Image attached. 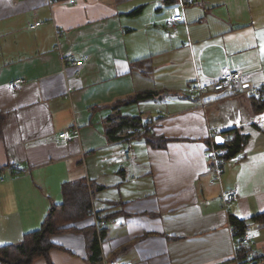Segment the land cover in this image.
<instances>
[{
	"label": "crops",
	"instance_id": "crops-1",
	"mask_svg": "<svg viewBox=\"0 0 264 264\" xmlns=\"http://www.w3.org/2000/svg\"><path fill=\"white\" fill-rule=\"evenodd\" d=\"M177 11L185 20L171 26ZM64 56L89 60L76 75ZM224 66L248 75L238 91L264 85V0H0V245L38 230L65 184L87 181L103 242L88 212L32 264H98L103 251L120 264H236L232 216L252 224L264 256V111L233 90L210 91L204 110L191 92ZM145 92L118 112L151 130L110 139L114 105ZM221 126L248 141L212 186L205 151ZM76 127L73 141L59 136ZM233 189L227 210L219 195Z\"/></svg>",
	"mask_w": 264,
	"mask_h": 264
},
{
	"label": "trees",
	"instance_id": "trees-1",
	"mask_svg": "<svg viewBox=\"0 0 264 264\" xmlns=\"http://www.w3.org/2000/svg\"><path fill=\"white\" fill-rule=\"evenodd\" d=\"M150 96L151 93L149 92L140 93L123 99L114 105V109H117V111L114 113V117L108 118V121L111 123L106 129L110 139H117L118 137L115 135L123 133L124 131L130 132L129 135L133 134L136 129L144 128L148 125L141 117L122 115L118 110L121 105L137 103ZM251 106L256 114L264 111V101L256 100L251 97ZM230 135L232 136L231 139H228L225 144H223L229 151L227 160L242 153L248 141V136L240 133L238 130H231ZM146 136L149 138L148 141L151 144L156 145L154 143L159 142V146H163L162 142L165 140L162 138H157L155 140L150 133L146 134ZM64 196V202L56 204L51 208L42 226L38 230L26 233L20 243L0 245V262L8 264H32L36 257L43 255L47 256L49 250L54 246L53 242L50 240L51 234L73 227V224L68 223L70 218H80L90 212V208H92V195L87 181L65 184ZM231 219L234 226L240 230L249 224L245 220L237 219L235 216H232ZM254 220L264 224V214L255 216ZM104 227L105 224H102V235L105 233ZM98 239L97 234L96 244L99 243ZM254 255L257 261H261L264 264L263 255H259L258 252H254Z\"/></svg>",
	"mask_w": 264,
	"mask_h": 264
},
{
	"label": "built area",
	"instance_id": "built-area-1",
	"mask_svg": "<svg viewBox=\"0 0 264 264\" xmlns=\"http://www.w3.org/2000/svg\"><path fill=\"white\" fill-rule=\"evenodd\" d=\"M185 17L183 12L177 11L175 14L170 16L167 20V23L171 26H174L179 21H184ZM43 22L37 21L33 25H31V28L35 29L38 26H40ZM59 40V37H58ZM65 59H68L72 66L76 68V75H79L81 70V66L86 64L89 60V56H84L82 60L78 59H70L67 58V56H64ZM66 62V61H65ZM248 79V75L244 74L237 70H232L228 68V66H224L222 68V72L218 78H216L211 83H202L200 81L194 82V84L191 87V92H193L196 96H198L200 100V106L204 110L207 109L210 102H208L206 95L210 91L220 92V91H234L235 93H246L250 97L264 101V85L256 86V85H248L244 88L243 91L236 90L237 86L246 82ZM24 83L23 78H16L11 82V88L14 91H18L21 87V85ZM255 121H258L257 118L254 119ZM261 122V121H260ZM246 122L244 121H237L234 120L233 122V128H238L240 126L245 125ZM152 127V123H149L144 128L136 129L133 133L134 136H139L141 134H145L146 132L150 131ZM220 131L215 130L214 133H212L210 136V143L207 145V149L205 151L206 158L210 161V169L212 171V177L210 180V184L212 186L221 185L223 182V174L225 169V163L229 160H227L228 157V148L224 145H219L216 141V136L219 134H222L225 137V142L228 139H231V135L224 130L223 126H221ZM61 138H63L65 141H73L74 139L78 138L80 136V129L78 127L74 128V130L69 131L65 130L59 134ZM85 152H82L84 154ZM133 156V148L130 146L126 152H125V158L130 160ZM233 158V157H232ZM91 191V189H90ZM92 195V193H91ZM239 198V192L237 189L225 191L222 190L219 199L221 202V205L223 208L227 209L229 208L230 204L234 201H236ZM92 199V197H91ZM91 214L94 215L95 218V224L97 228V234L99 241L103 242V235H102V222L96 212V210L93 208L90 209ZM254 228L252 224H247L242 230L236 228L233 226V233H234V244H235V262L236 264H263L261 261H257L254 255V250L251 246V237L252 232ZM98 264H120L118 260L110 258L104 251L102 253L101 259L99 260ZM220 264V263H218Z\"/></svg>",
	"mask_w": 264,
	"mask_h": 264
},
{
	"label": "water",
	"instance_id": "water-1",
	"mask_svg": "<svg viewBox=\"0 0 264 264\" xmlns=\"http://www.w3.org/2000/svg\"><path fill=\"white\" fill-rule=\"evenodd\" d=\"M216 141L219 145L225 144V137L222 134L216 136Z\"/></svg>",
	"mask_w": 264,
	"mask_h": 264
},
{
	"label": "rangeland",
	"instance_id": "rangeland-1",
	"mask_svg": "<svg viewBox=\"0 0 264 264\" xmlns=\"http://www.w3.org/2000/svg\"><path fill=\"white\" fill-rule=\"evenodd\" d=\"M51 240L53 241V239H52V235H51Z\"/></svg>",
	"mask_w": 264,
	"mask_h": 264
}]
</instances>
